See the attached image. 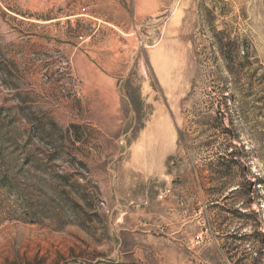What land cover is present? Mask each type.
<instances>
[{"label":"rangeland","instance_id":"1","mask_svg":"<svg viewBox=\"0 0 264 264\" xmlns=\"http://www.w3.org/2000/svg\"><path fill=\"white\" fill-rule=\"evenodd\" d=\"M263 248L264 0H0V264Z\"/></svg>","mask_w":264,"mask_h":264},{"label":"trees","instance_id":"2","mask_svg":"<svg viewBox=\"0 0 264 264\" xmlns=\"http://www.w3.org/2000/svg\"><path fill=\"white\" fill-rule=\"evenodd\" d=\"M230 171H231L230 168H227V170H225V173L230 175V173H231ZM258 236L263 237V234L261 232H258ZM262 253H264V250H262L261 255H262ZM253 264H262V256L254 258Z\"/></svg>","mask_w":264,"mask_h":264}]
</instances>
